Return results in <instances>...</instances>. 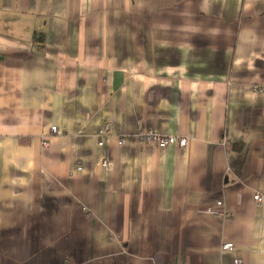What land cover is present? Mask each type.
<instances>
[{
  "label": "crops",
  "instance_id": "0c3cea01",
  "mask_svg": "<svg viewBox=\"0 0 264 264\" xmlns=\"http://www.w3.org/2000/svg\"><path fill=\"white\" fill-rule=\"evenodd\" d=\"M255 191L264 0H0V264H264Z\"/></svg>",
  "mask_w": 264,
  "mask_h": 264
},
{
  "label": "built area",
  "instance_id": "2783aa9c",
  "mask_svg": "<svg viewBox=\"0 0 264 264\" xmlns=\"http://www.w3.org/2000/svg\"><path fill=\"white\" fill-rule=\"evenodd\" d=\"M110 129V124L105 123L103 124L101 130L98 132V144H102V135L103 133L108 132ZM50 130L52 132H57L56 126L52 125L50 127ZM136 136L140 142L144 143H151L154 144L158 149L160 150H165V148L169 145H176L178 147H184L187 144V138L185 136H178V135H172V134H161L160 132L153 130V129H148V130H143L139 129L136 133ZM125 142V137H120L118 139V144H123ZM77 168L80 169L81 166L78 164ZM252 200L253 202L260 204L264 208V194L255 191L252 194ZM215 207L217 208V215L220 217H224L226 215V210L223 207L222 201H217L215 203ZM207 211H212V207H207ZM234 249V243L231 241H224L222 242L220 246L221 251H231ZM234 264H243L242 260L240 257H235L233 259Z\"/></svg>",
  "mask_w": 264,
  "mask_h": 264
}]
</instances>
